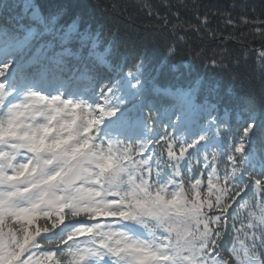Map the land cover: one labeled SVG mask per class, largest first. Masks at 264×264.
I'll return each mask as SVG.
<instances>
[{
	"label": "trees",
	"instance_id": "trees-1",
	"mask_svg": "<svg viewBox=\"0 0 264 264\" xmlns=\"http://www.w3.org/2000/svg\"><path fill=\"white\" fill-rule=\"evenodd\" d=\"M33 8L39 10L40 21L29 17ZM67 30L70 33L65 35ZM95 42L98 45L92 48ZM261 52L264 0H0V57L11 56L19 62L12 68L18 82L36 83L42 70L49 80L60 77V86L67 87L76 86V76L83 75L85 80H77V86L100 98L114 93L113 85L119 83L123 106L112 127H130L141 120L146 139H114L134 148L148 142L153 182L164 183L176 166L186 186L189 177L192 181L199 178L201 191H205L210 165L216 167L220 182L226 183L223 176L233 167L228 157L235 156L241 170L232 183L246 188L229 210L228 225L217 240L214 257L223 264H264V227L247 224L248 212L264 206V189L254 183L264 180ZM125 75L135 83L134 88H125ZM167 92L186 93L199 122L218 137L219 148H203L202 142L172 129L174 114L167 113L173 100ZM249 124L253 127L243 136ZM123 132L128 133L127 129ZM242 136L244 150L236 153ZM173 141L177 156L182 145L185 149L178 164L167 155V144ZM233 225H243L249 235L237 233ZM57 232L56 228L36 241L40 250L56 249L65 264L55 244Z\"/></svg>",
	"mask_w": 264,
	"mask_h": 264
},
{
	"label": "snow or ice",
	"instance_id": "snow-or-ice-1",
	"mask_svg": "<svg viewBox=\"0 0 264 264\" xmlns=\"http://www.w3.org/2000/svg\"><path fill=\"white\" fill-rule=\"evenodd\" d=\"M257 31L259 32L260 30L257 29ZM260 56L264 57V52H261ZM32 95L36 96L37 94L32 93ZM58 100H61V98L56 96L49 100V103L54 104V102ZM61 103L64 108L70 106L73 110L68 113V115L73 117L72 121H64V123H68L70 127H74L77 121L82 117L86 122V127L83 128L82 134H88L89 136H93V132H96V125L101 122V118H97L94 115L95 110H100L103 118L112 116L115 112V109L108 108L100 103L95 104V106L73 103L69 100H62ZM64 108H54L53 118L63 113ZM81 108H83V111H79ZM18 116L19 113L11 109L8 115L3 118V121H0V264H61V260L56 251L51 249L40 251V245L37 244L36 237H41L42 234L50 233L58 226L64 224L66 220H70L67 213H64V219L61 223L55 224L54 226L50 223H46L45 226L41 228L40 223H38L41 219V213L33 211V209L40 207L41 198L46 196V192L43 190L44 183L55 182L61 169L58 168L56 172L44 179H38L40 175V164L34 162L38 153L27 149L23 150V160L18 162V156L13 155L10 151L14 146L13 141L17 138V133L3 131L6 127L18 128V125L14 123ZM42 127L45 134L40 138V152L46 151L48 145L56 143L55 141H49L47 139V135L50 134L53 129H49L47 125ZM252 127L253 125L249 124L248 127L243 130V136H247ZM243 136L240 143L235 147L236 153H242L244 150L245 144L243 142ZM72 139H74V137L63 138L65 144H68ZM165 139L168 138L166 137ZM91 143L92 141L88 140L80 144H73V152L71 153L58 152L56 149H52L51 154L55 157L52 162L62 163L64 156H68L69 159H72L75 151L90 146ZM114 143L119 147L122 142L118 143L109 139L107 141V146ZM156 143L159 144L160 141H156ZM174 143L173 141L167 144V155L169 160H173L178 164L185 155V149L182 145L180 154L177 156L172 150ZM195 143L196 141H193V144L189 145V147H192ZM143 144L146 145L143 148H134L133 145L129 144V149L133 162L137 159L143 161L140 175L147 180L148 188L146 191L150 196L156 198L154 203L163 206L165 210L180 215L187 211L186 205H191L193 201L203 206L205 198H207L209 205H211L215 201V192L218 189H227L229 195L225 197L224 203L216 208H208L209 214L215 216L218 221H222L223 228L227 227L229 210L237 203L238 198L246 188V185L240 186L232 183L235 174L241 170L240 164L238 166L236 164L235 156L230 155L228 157L233 167L231 172H226L223 176V180L226 183L222 184L220 182L221 178L216 174V167L210 165L212 170L208 175L207 189L201 191V179L197 178L192 181L191 177H189V183L186 186L180 169L174 166L172 175L169 176L164 183H160L158 180L155 181L158 186L153 190L152 185L154 182L151 180L153 171L151 156L146 154L148 142ZM57 147L62 148L63 146L57 145ZM104 148L105 145L102 144L99 155L104 156L105 162L111 167L114 164L115 158L114 156L108 155L104 151ZM113 151H115V148ZM140 154H144V158H137ZM215 158L214 155V161ZM156 164L159 166V159H157ZM21 169L30 171V175L26 176ZM158 174L159 171L156 172V175ZM254 183L257 189H264V180L255 179ZM170 185L172 186L171 188L169 187ZM96 191L97 194H100L99 189ZM110 195L112 196L113 210L85 217L88 220H94L96 222L91 225L76 227L69 231L62 239L55 242L57 248L61 245L65 246L69 256V264H81L85 257L88 256L87 250L93 248L97 251L102 250L106 252L108 254L107 257L113 259L114 264H179L180 261H183V264H190V260L184 259L187 255L186 250L177 254L174 246L179 244L178 239L165 230H160L159 235H157V232L149 234V239L142 240L130 238L126 234L121 235L120 231L112 229L113 224L128 221L127 217L130 214H136L129 208L130 203L133 205L137 203L143 204L144 201L125 200L121 202L118 194ZM53 218L54 217H48V220H52ZM48 225H50V227ZM209 226L212 227L211 224H209ZM233 227L234 229L236 228L235 225H233ZM240 228L244 229V226L241 225ZM215 230L220 231L219 224L216 225ZM100 232L110 234L100 239ZM29 236L30 238L24 239V237ZM81 236L86 237V239H80ZM18 239L20 243H16ZM48 243L52 244L53 241L49 240ZM82 243H87L90 246L81 248L80 245ZM216 247L217 242L211 243L207 249L202 250L201 255L196 258L197 264H200L201 261H203V264H208V259L215 256L214 250ZM37 252H39V255H37ZM25 253H29L27 258H24ZM205 254L207 259L205 258ZM104 257L97 258L102 260Z\"/></svg>",
	"mask_w": 264,
	"mask_h": 264
},
{
	"label": "clouds",
	"instance_id": "clouds-1",
	"mask_svg": "<svg viewBox=\"0 0 264 264\" xmlns=\"http://www.w3.org/2000/svg\"><path fill=\"white\" fill-rule=\"evenodd\" d=\"M53 97L56 96L49 98L39 94L36 96L26 95L21 102L11 108L19 113L18 118L14 121L18 128L6 127L3 130L17 133V138L13 141L14 146L10 149L13 155L23 156L25 149L38 153L34 159V162L40 164L38 179H44L56 172L58 168L61 169L55 182L44 183L43 190L46 192V196L41 198L40 207L33 209V211L41 213V228L46 223L53 226L61 223L65 212L70 220L74 217H87L100 212H109L113 210L110 194H118L121 202L125 200L144 201L143 204H129V208L136 214H130L127 217L128 221L144 226L149 234L160 230L173 234L179 241V244L174 246L177 254L186 250L187 255L184 259L190 260V264H197L196 258L201 255L202 250L207 249L211 243L217 242L223 230V222L210 215L208 208H216L222 205L225 197L229 195L228 190L218 189L215 192V201L211 205H209L207 198H205L203 206L193 201L191 205H186L187 211L180 215L165 210L163 206L154 203L156 198L150 196L146 191L148 182L140 175L143 161L139 159L135 162L132 161L129 144H123L122 141L114 138L110 139L122 143L119 147L115 143L105 146L104 151L115 158L114 164L109 167L105 162V157L99 155L103 144L100 141H103L104 138L97 135L82 134L83 128L86 127V122L82 117L74 127L64 123V121H72L73 117L68 113L73 110L70 106L64 108L61 103L63 99L50 104L49 100ZM54 108H64V112L53 118ZM79 111H83V108ZM99 117L102 122V113ZM0 121H3V118H0ZM99 124L96 125V132ZM44 125L53 129L47 135V139L56 143L48 145L46 151L40 152V138L45 134L42 127ZM64 137H74V139L65 144ZM88 140L92 141L91 145L75 151L72 159L64 156L62 163L52 162L55 159L51 154L52 149H56L58 152L71 153L73 152V144H80ZM57 145L63 147L58 148ZM145 146L143 143L136 145L137 148ZM114 148L115 151H113ZM21 171L26 176L30 175L28 170L21 169ZM157 186L154 182L152 189L155 190ZM97 189H99L100 194H97ZM48 217L54 218L48 220ZM217 224L220 226V231L215 230ZM247 224L250 227L254 224L264 227V207H261L258 212L249 211ZM112 229L120 231L121 235L126 234L118 228L112 227ZM234 230L237 233L243 232L245 236L249 235L240 227H236ZM109 234L100 232L99 238L103 239ZM129 237L131 238V236ZM28 238L30 236L24 237V239ZM238 239H240L239 236ZM249 239H251L250 236ZM16 243H20V240L18 239ZM240 243L243 244L244 240L240 239ZM87 255L104 257L108 254L93 248L87 250ZM205 258L207 259L206 254ZM65 264H69V262L66 261ZM179 264H183V261H180ZM200 264H203V261ZM208 264H223V261L217 262L215 257H212L208 259Z\"/></svg>",
	"mask_w": 264,
	"mask_h": 264
},
{
	"label": "rangeland",
	"instance_id": "rangeland-1",
	"mask_svg": "<svg viewBox=\"0 0 264 264\" xmlns=\"http://www.w3.org/2000/svg\"><path fill=\"white\" fill-rule=\"evenodd\" d=\"M28 15L32 20L40 21L42 18L39 10H37L36 8H33L32 10H30L28 12ZM66 33L68 34L69 31L68 32L66 31ZM97 45H98L97 42H95L92 45V48H96ZM19 48H21V47H19ZM12 66H13L12 62L3 63L0 65V86H2V87H0V90H1V88H4V87L10 88L12 81L8 77V72H9L10 67H12ZM82 79H84V76L82 77ZM124 81H128L127 86H126L127 88H132L134 86V82H132L127 76L124 77ZM113 87H114V93L110 92L109 96H105V95L101 96V100H102L101 102H99L100 99L96 98L95 95L92 96V98H88L87 100H81V99L73 100L74 103H80L83 105H90V106H95V104H97L99 102L100 104L105 105L108 108L115 109V112L112 116H108V117L103 118L102 122L98 126V128H99L98 131L102 130L104 126H107L108 123L110 121L114 120V118L116 116L120 115V112L122 110L123 104L121 101V93L119 90V83L115 82ZM115 87H117L116 91H115ZM44 91H45V94L42 95L41 93ZM36 92H38V93H36ZM63 92L64 91H61L57 88V82H54L52 85L50 84L49 81H46L42 86L40 84H38L33 88L32 92H24L21 96H19L17 98H12L10 100L5 101L3 104V107L0 110V118H5L8 115L11 108L15 104L21 102L23 100V98L28 94L36 93V94H39V95H42L45 97H49V98L52 96H59L63 100H71V99H66L67 96H65V98H64ZM166 94L174 102L172 109H171V110H175V112H176V115L173 119V127L175 129H178V130L183 129L185 134H191L192 136L196 137L199 140H204L205 141L204 147H208V145L209 146H218V142H219L218 138L213 136V135H209L208 132H206L207 130L205 129L203 124L198 121L194 106H193L192 102L187 100L186 93H178V94L174 95L173 93L167 92ZM94 115L97 118H99L100 110H98V109L95 110ZM224 117L227 118V115H225ZM212 125L216 126V123L213 122ZM133 128H134V132H135V135L137 136V138L142 139V141L145 140V138H144V136H145L144 124L140 121L136 122L133 125ZM110 132H112V130H110ZM206 133L209 136H206ZM104 134H105V132H104ZM93 135H96V133L94 132ZM248 135H249V133H248ZM104 145L107 146L106 144H104ZM23 158H24L23 156L18 155V162L20 160H23ZM99 219H103V218H99ZM95 222L96 221H94V220L88 221L87 223H85V221L84 222L83 221L75 222L74 225H71L70 228L67 229V232H69L72 229L79 227L81 225H91L92 223H95ZM112 227L118 228L119 230L123 231L122 228L120 226H116V224H113ZM126 234H128V233H126ZM131 237L134 238L133 236H131ZM80 239L83 240V239H86V237L81 236ZM89 246L90 245L87 243H82L80 245L81 248L89 247ZM93 258H97V257L86 256L85 259L81 262V264H87L88 261H89V263H92ZM68 259H69V256H68ZM104 259H105V257H104ZM104 259H102V260H104ZM98 262H100V259L98 260Z\"/></svg>",
	"mask_w": 264,
	"mask_h": 264
}]
</instances>
